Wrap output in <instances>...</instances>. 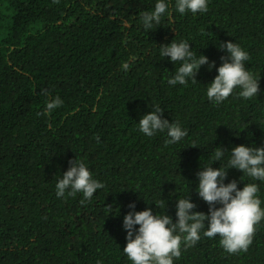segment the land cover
Returning <instances> with one entry per match:
<instances>
[{
    "label": "trees",
    "instance_id": "16d2710c",
    "mask_svg": "<svg viewBox=\"0 0 264 264\" xmlns=\"http://www.w3.org/2000/svg\"><path fill=\"white\" fill-rule=\"evenodd\" d=\"M157 2L0 0V264H133L123 252L129 204L175 223L177 200L190 195L194 211L207 215L197 173L227 169L235 146L264 147V0H208L196 14L165 0L160 23L146 30L140 14ZM173 40L215 67L202 66L196 83L170 86L182 62L159 46ZM227 42L249 53L260 92L245 99L236 88L216 104L207 86ZM57 96L62 106L47 112ZM156 106L187 136L168 144L167 130L143 134L139 120ZM217 147L226 152L218 162ZM75 159L105 185L90 200L56 195ZM233 180L240 190L258 184L264 208V181L231 168L224 182ZM219 240L201 233L174 264H264V219L246 252L229 254Z\"/></svg>",
    "mask_w": 264,
    "mask_h": 264
},
{
    "label": "clouds",
    "instance_id": "9594fccd",
    "mask_svg": "<svg viewBox=\"0 0 264 264\" xmlns=\"http://www.w3.org/2000/svg\"><path fill=\"white\" fill-rule=\"evenodd\" d=\"M208 0H176V9L179 13H205L208 10ZM168 10L165 0H158L153 11L141 13L143 26L146 30L159 24L162 16ZM160 55L170 57L171 62H182L173 78L167 83L186 85L190 78L196 83V75L204 65L209 70L215 67V62L196 53L190 48L187 41L179 43L173 40L170 44L161 45ZM222 51L228 53L221 57V66L216 69L218 75L207 86V97L216 104L227 99L236 88H240L239 95L245 99L257 97L260 92L259 80L245 65L250 59L249 53L238 44L227 42L219 44ZM123 67L128 69V64ZM45 95L48 93L45 91ZM63 101L57 96L46 104V111L51 112L62 106ZM163 109L156 106L139 120V130L148 137L157 131L167 130L170 137L168 144L177 143L187 136V130L178 123H169L162 119ZM98 140L99 137L97 136ZM225 150L217 147L214 153L218 162L225 154ZM231 158L227 169L205 166L197 173V193L201 200L209 205L207 215L195 212L197 205L191 202V196L179 198L176 202V217L174 223L167 214H153L151 208L144 211H134L136 205L129 204L133 209L123 219V228L127 232L124 254L133 264H174V259L180 258L182 245L184 248L194 246L201 239V233L206 238L220 237L219 243L229 254L240 251L246 252L253 243L258 224L264 219V208L258 197L259 186L256 183L245 184L242 190L235 180L225 184L228 169L235 168L258 181H264V147H249L239 145L232 148ZM105 185L93 178L89 168L83 161L70 160L69 168L63 173L56 184V195L64 197L65 193L75 196L82 193L85 200H90L98 189ZM84 201L82 200L81 203ZM219 204L221 207L217 208ZM157 205V204H156ZM158 207V205H157ZM108 209L111 211V207ZM207 221V228L205 226ZM136 226H139L138 230ZM99 264V262H98Z\"/></svg>",
    "mask_w": 264,
    "mask_h": 264
}]
</instances>
